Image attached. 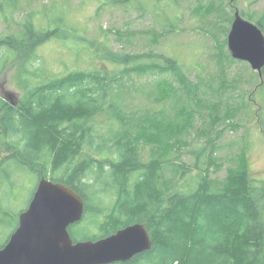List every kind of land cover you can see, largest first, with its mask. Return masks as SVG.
<instances>
[{"label":"trees","instance_id":"trees-1","mask_svg":"<svg viewBox=\"0 0 264 264\" xmlns=\"http://www.w3.org/2000/svg\"><path fill=\"white\" fill-rule=\"evenodd\" d=\"M98 1L127 8L140 4L141 9L156 14L166 12L169 5L167 0ZM160 2L167 8H161ZM2 3L0 0V9ZM240 14L264 32L262 21ZM64 28H38L29 16L18 32L0 38V85L5 69L19 63L16 67L24 90L17 105L0 97V148L7 153L0 168L11 164L38 180L48 178L63 184L81 197L85 202L83 220L69 228L75 243L97 241L128 226L144 225L152 237V249L118 264H264V178L251 173L246 156L242 169L229 171L222 182L209 174L217 166L215 156L208 155L206 147L201 149L195 153L197 162L203 157L210 162L184 189L192 169L176 162L179 157L168 158L165 169L166 159H162L165 148H161L164 141L160 137L167 125L163 123L166 114L154 111L141 119L140 115L128 119L120 112L125 75L169 73L175 81L162 78L154 85L156 90L173 92L178 82L188 94V105L179 110L183 116L171 135L201 134L195 129V119L202 115L196 101L201 98L183 66L174 57L162 56L161 64L151 62L147 55L110 54L107 59L123 67L113 76L95 70L48 80L42 73L39 50L56 39H73L79 45L86 41L75 30L67 29L64 34ZM143 59L151 60L139 64ZM117 84L120 87L115 90ZM99 116L106 117L108 134L100 132L103 121ZM140 142L148 144L154 154L149 163L141 162ZM166 144L169 157L174 149L171 141ZM164 171L173 176L167 177ZM12 180L9 174L0 177V187L9 185L7 181L13 184ZM103 193L115 202L106 206Z\"/></svg>","mask_w":264,"mask_h":264},{"label":"rangeland","instance_id":"rangeland-1","mask_svg":"<svg viewBox=\"0 0 264 264\" xmlns=\"http://www.w3.org/2000/svg\"><path fill=\"white\" fill-rule=\"evenodd\" d=\"M2 1V39L18 32L29 16L34 18L38 28L61 25L65 27L64 34L71 29L85 37L86 41L80 45L73 39H56L39 50L42 73L48 80L72 72L95 70L113 76L123 67L109 61L110 54L147 55L151 62L161 64L162 56L174 57L183 66L186 78L197 88L201 98L196 101L199 107L196 108L202 115L195 119V129L199 128L201 134L194 131L188 136L174 138L171 135L172 128L183 116L179 110L188 105V94L178 82L174 83L173 92L156 90L154 85L162 78L175 81L169 73L125 75L121 83L120 112L128 119L133 115H140L141 119L154 111L166 114L163 123L167 125L160 137L164 141L161 148H165L162 159H166L165 169L169 159L178 157L176 162L185 169H192L182 185L184 189L190 180L207 169L210 160L203 157L198 163L195 155L205 147L208 155L211 153L216 159L217 166L209 170L212 179L223 182L229 171L241 170L245 156L251 173L264 178V87L260 88L264 79L248 63L234 62L228 57L231 56L228 36L235 13L249 14L253 20L264 23V0H167L168 8L165 2L159 3L167 11L158 14L148 8L141 9L140 4L135 8L104 6L98 0ZM152 5L150 3L149 7ZM151 59H143L139 64L146 65ZM18 64L5 69L0 85V97L14 105L24 94ZM39 66L36 63L35 67ZM114 87L116 90L120 86ZM105 118L98 117L103 121L100 132L108 134L109 123L106 125ZM169 141L174 150L168 157L166 143ZM137 146L142 163L154 159L148 144L140 142ZM6 155L0 148V160ZM164 172L167 177L173 176L170 171ZM7 174L13 177V184L7 181L9 185L0 187V247L8 243L18 228L19 217L29 207L41 180L5 163L0 168V177ZM101 195L106 206L115 202L114 197ZM93 229L92 232H96Z\"/></svg>","mask_w":264,"mask_h":264},{"label":"water","instance_id":"water-1","mask_svg":"<svg viewBox=\"0 0 264 264\" xmlns=\"http://www.w3.org/2000/svg\"><path fill=\"white\" fill-rule=\"evenodd\" d=\"M228 48L234 60L248 63L262 78L264 32L240 12L235 13ZM84 213L85 202L74 190L42 178L18 228L0 248V264H118L152 249V237L141 224L75 243L69 228L82 222Z\"/></svg>","mask_w":264,"mask_h":264},{"label":"flooded vegetation","instance_id":"flooded-vegetation-1","mask_svg":"<svg viewBox=\"0 0 264 264\" xmlns=\"http://www.w3.org/2000/svg\"><path fill=\"white\" fill-rule=\"evenodd\" d=\"M79 224V223H78ZM77 225V224H76ZM73 226H75V225H73Z\"/></svg>","mask_w":264,"mask_h":264}]
</instances>
